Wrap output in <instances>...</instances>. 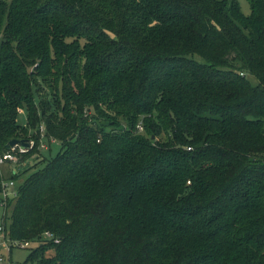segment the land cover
I'll use <instances>...</instances> for the list:
<instances>
[{"label": "trees", "instance_id": "16d2710c", "mask_svg": "<svg viewBox=\"0 0 264 264\" xmlns=\"http://www.w3.org/2000/svg\"><path fill=\"white\" fill-rule=\"evenodd\" d=\"M247 2L0 0V155L32 140L19 161L42 158L0 174L23 264H264V0Z\"/></svg>", "mask_w": 264, "mask_h": 264}, {"label": "rangeland", "instance_id": "374dc122", "mask_svg": "<svg viewBox=\"0 0 264 264\" xmlns=\"http://www.w3.org/2000/svg\"><path fill=\"white\" fill-rule=\"evenodd\" d=\"M5 1H9V0H5ZM237 2L239 3V6L241 8V11L245 14L248 15L250 13V8H249V4L247 2V0H237ZM197 61L202 62V60L199 57H195ZM245 77L246 79L252 84V85H256L258 83V80L252 76L251 74L245 73ZM41 90V91H40ZM39 93L36 94L37 97H39V95L41 94H45L47 93V89H45L44 87L39 89L38 91ZM38 99V98H37ZM18 121L20 124H24L25 122V113L21 112L19 113V117H18ZM50 141V142H48ZM47 147V148H46ZM49 147V148H48ZM39 149L41 150L42 153V157H53L57 154V152L60 150V143L58 141H51V140H47V138L45 139L42 138V141L40 140V146ZM41 156L39 157H33L31 158L29 161L25 160V161H18L17 163H8L4 166H2L1 169V175H3L4 177H8L11 168L16 170V173H19L20 170L22 169V167H24L27 163V165H34L37 161L41 160ZM20 166V167H19ZM32 171V168L28 171V173H30ZM23 176L21 175L20 178H22ZM5 209L0 205V225L2 224V219H3V215H4ZM9 215H10V209H8L6 211V220H5V224L6 226L9 225ZM35 248V244H30L29 248H13L10 252L11 255V260L15 263H20L23 264L27 254L29 253L30 249ZM0 254L5 258V260H7L9 258V252L2 248L0 250ZM0 264H4V263H0Z\"/></svg>", "mask_w": 264, "mask_h": 264}, {"label": "built area", "instance_id": "2783aa9c", "mask_svg": "<svg viewBox=\"0 0 264 264\" xmlns=\"http://www.w3.org/2000/svg\"><path fill=\"white\" fill-rule=\"evenodd\" d=\"M139 129L141 127L138 126ZM40 132H41V138L43 134V128L40 127ZM28 148H22L18 144L14 145L10 149L6 150L0 155V174H1V169L2 166L8 164V163H17L21 157L22 154L26 153L29 149L33 147V141H28ZM11 173H16V170L11 168L10 170ZM16 196V190L14 189V182L13 181H6L3 180L1 182V192H0V205L4 206L7 201L11 198H14ZM47 238L51 239L52 235L49 233L44 234ZM55 242H57L56 239H54ZM30 243L29 242H19V241H11L8 239L7 235L4 232V228L2 225H0V250L2 248L6 249L10 252L13 248H29ZM0 263L4 264H20V263H15L11 260V258L5 260V258L0 254Z\"/></svg>", "mask_w": 264, "mask_h": 264}, {"label": "water", "instance_id": "95a60500", "mask_svg": "<svg viewBox=\"0 0 264 264\" xmlns=\"http://www.w3.org/2000/svg\"><path fill=\"white\" fill-rule=\"evenodd\" d=\"M16 144H18L22 148H28V146H29L25 140L12 139V140L8 141V143L5 145V148L8 150Z\"/></svg>", "mask_w": 264, "mask_h": 264}, {"label": "crops", "instance_id": "0c3cea01", "mask_svg": "<svg viewBox=\"0 0 264 264\" xmlns=\"http://www.w3.org/2000/svg\"><path fill=\"white\" fill-rule=\"evenodd\" d=\"M11 258V255H9V259Z\"/></svg>", "mask_w": 264, "mask_h": 264}]
</instances>
